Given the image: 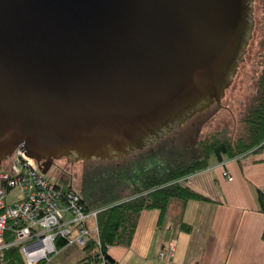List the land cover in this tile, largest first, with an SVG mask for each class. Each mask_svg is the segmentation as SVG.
<instances>
[{
  "label": "water",
  "instance_id": "obj_1",
  "mask_svg": "<svg viewBox=\"0 0 264 264\" xmlns=\"http://www.w3.org/2000/svg\"><path fill=\"white\" fill-rule=\"evenodd\" d=\"M253 0H0V165L119 161L232 85Z\"/></svg>",
  "mask_w": 264,
  "mask_h": 264
},
{
  "label": "crops",
  "instance_id": "obj_2",
  "mask_svg": "<svg viewBox=\"0 0 264 264\" xmlns=\"http://www.w3.org/2000/svg\"><path fill=\"white\" fill-rule=\"evenodd\" d=\"M222 162L211 161L183 180L209 200H173L161 218L158 209L142 211L131 243L111 245L108 254L119 264H264V212L257 197L264 192V145ZM76 249L63 248L48 264L65 250L80 258Z\"/></svg>",
  "mask_w": 264,
  "mask_h": 264
},
{
  "label": "trees",
  "instance_id": "obj_3",
  "mask_svg": "<svg viewBox=\"0 0 264 264\" xmlns=\"http://www.w3.org/2000/svg\"><path fill=\"white\" fill-rule=\"evenodd\" d=\"M264 4V0H261ZM264 31V14L262 18ZM264 48V40H262ZM203 113V112H202ZM202 113L197 114V118ZM193 118V119H194ZM192 120V119H191ZM242 128L238 134L224 127L197 141V149H169L175 155L173 164L164 162L167 151L158 148L156 163L134 168L125 161L111 162L107 168L95 169L93 176L83 181L81 195L87 209L100 208L98 213L99 240L91 237L81 247L83 255L79 264H119L107 252L114 244L129 245L142 211L158 209L160 218L165 216L170 203L179 200H209L183 183L188 176L208 168L211 158L217 161L238 158L248 153L259 152L264 145V57L255 95L240 118ZM172 134V133H171ZM168 139V136L165 137ZM160 143L157 142V144ZM155 145V144H154ZM162 146V145H161ZM188 151V152H187ZM259 208L264 212V192L257 193ZM180 228L190 230V225L181 223ZM262 237L264 238V231ZM61 245V242H58ZM39 261L35 264H48ZM0 264H27L21 249L13 246L5 250Z\"/></svg>",
  "mask_w": 264,
  "mask_h": 264
},
{
  "label": "built area",
  "instance_id": "obj_4",
  "mask_svg": "<svg viewBox=\"0 0 264 264\" xmlns=\"http://www.w3.org/2000/svg\"><path fill=\"white\" fill-rule=\"evenodd\" d=\"M0 167V258L17 246L27 264H35L51 261L63 248H81L91 237L99 240L101 209H87L73 189L71 164L56 160L43 173L37 160L18 148ZM223 174L233 179L228 170ZM15 189L19 196L7 202Z\"/></svg>",
  "mask_w": 264,
  "mask_h": 264
},
{
  "label": "rangeland",
  "instance_id": "obj_5",
  "mask_svg": "<svg viewBox=\"0 0 264 264\" xmlns=\"http://www.w3.org/2000/svg\"><path fill=\"white\" fill-rule=\"evenodd\" d=\"M263 14L264 4L262 1L253 0L254 28L243 56L245 61L242 60L239 63L230 90L222 98L221 105H212L200 116L189 120L183 126L173 131L172 134H169L168 139L163 138L160 143L149 146L144 150L136 151L135 153L122 158V161L133 164L134 168L153 165V163H156L157 159H159V156L156 157L154 154L158 152V148L164 147V144L166 143L168 146L166 147L167 151L162 152V154L165 155L163 160L168 164H173L175 155L171 156V154H169V149L172 147H178L183 152L184 150L189 151V149L196 150L198 148L197 141L199 139L224 127L231 129L233 134H238L242 128L240 118L256 93L258 79L262 69V61L264 57L262 40H264V31L261 24ZM214 160L215 158H211L210 161L213 162ZM61 163L66 162L62 161ZM110 163L111 162L96 160L71 163L73 166L71 167L73 172H70L71 175H73V189L81 192L83 181L89 179L90 176H93L95 169H98L99 172L102 167L107 168ZM65 178H67V175ZM17 196H19V191L15 189L8 197L7 202H12ZM70 249H74V247L71 246ZM76 250H78L79 254L81 253L80 255H83L81 248H77ZM76 250L75 252L78 253ZM75 256L78 257V255ZM75 256L74 250H65L60 255L59 259L53 264H79V260L82 256L80 258Z\"/></svg>",
  "mask_w": 264,
  "mask_h": 264
},
{
  "label": "bare ground",
  "instance_id": "obj_6",
  "mask_svg": "<svg viewBox=\"0 0 264 264\" xmlns=\"http://www.w3.org/2000/svg\"><path fill=\"white\" fill-rule=\"evenodd\" d=\"M13 154V153H12ZM11 154V155H12ZM7 159V158H6ZM54 161H56V160H54ZM54 161L52 162V164L54 163ZM58 161H60V162H62V161H65L66 163H69V164H71L72 162L71 161H69V160H67V158H61V159H59ZM52 164H51V166H52ZM51 166L49 167V169L51 168ZM1 168V167H0ZM48 169V170H49ZM47 170V171H48ZM97 209H99V208H97Z\"/></svg>",
  "mask_w": 264,
  "mask_h": 264
}]
</instances>
